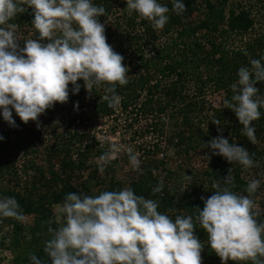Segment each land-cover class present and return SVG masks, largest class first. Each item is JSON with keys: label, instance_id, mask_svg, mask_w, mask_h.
Wrapping results in <instances>:
<instances>
[{"label": "clouds", "instance_id": "clouds-1", "mask_svg": "<svg viewBox=\"0 0 264 264\" xmlns=\"http://www.w3.org/2000/svg\"><path fill=\"white\" fill-rule=\"evenodd\" d=\"M32 9V26L36 39H27L21 46L17 40L15 23L10 21L26 8L20 0H0V118L15 127L13 112L21 122L37 121L38 116L54 103H64L71 92L76 94L83 81L89 92L103 86V99L109 104L118 97L116 86L127 83L128 68L123 57L106 42L104 24L98 17L105 12L93 0H24ZM172 11L185 10L183 0H170ZM131 14L161 29L168 21L169 8L160 0H127ZM247 55V52H244ZM250 66L237 70V80L230 85L232 95L223 103L230 109L242 132L255 143V126L260 118L258 109L264 108V96L253 85L264 81V56L250 58ZM74 108L76 105L74 104ZM221 124L219 119L212 122ZM223 131L222 127L218 132ZM3 137H0L2 140ZM213 155L244 168L254 165L249 151L228 138L216 136L206 145ZM133 170L140 160L128 148ZM191 181V175L184 174ZM231 178L223 179V186L204 200L202 210H196V221L206 232L208 246L223 260H251L264 264V221L257 222L250 195L260 185L252 179L246 187L249 195L231 190ZM158 183L152 191L160 192ZM203 199V198H202ZM153 199L134 194L130 187L103 191L96 196L70 192L59 210L63 223L49 228V239L43 251L50 264H201L202 242L194 235L193 217L177 215L175 219L157 210ZM0 217L24 220L14 197H0ZM30 264H47L35 254Z\"/></svg>", "mask_w": 264, "mask_h": 264}, {"label": "trees", "instance_id": "trees-1", "mask_svg": "<svg viewBox=\"0 0 264 264\" xmlns=\"http://www.w3.org/2000/svg\"><path fill=\"white\" fill-rule=\"evenodd\" d=\"M20 2L26 10L17 14L10 23L17 25V40L23 46L29 31L31 33L29 39H36L38 33L31 23L32 9L28 8L24 0ZM160 2L168 6L169 19L163 28L154 29L150 21L139 16L135 11L130 14L129 10L120 20L114 23L109 22L115 7L127 6V0H116V2L93 0L95 5H102L105 9L104 14L98 17V21L104 24L106 42L115 52L116 47L123 52L124 45L128 50L131 47L134 51V57L127 58L125 65L133 71H131L132 75L127 76L125 85L117 84L115 91L118 99L112 104L102 98L103 86H94L89 92L81 88L80 93L88 92L86 104L96 116L111 115L116 105L124 112L134 107V110L140 111V115L153 114V117L158 120L154 124V132L161 136L167 135L169 142L185 154L191 150H200L207 156L203 172L205 180L199 179L206 182V191L201 182L198 186L193 183L191 187L180 189L179 186L167 182L173 177L172 172L167 171L166 175L159 179L152 172V168L147 166L140 167L142 171L135 172L134 177L127 182V187H130L138 196L155 200L158 204L157 210L169 215L172 219H175L177 215L192 216L194 235L202 242V245L206 244L204 248H210L207 234L195 217L198 214L196 210H202L204 200L217 190L212 185L217 183L223 186V179L229 175L233 192L239 195L249 194L246 192L248 181L242 176L246 168L237 162L231 163L219 155H213L206 146L207 142L218 135L228 138L229 143H237L249 151L254 161L253 166L264 167V153L259 152L255 144L243 134L241 130L243 126L223 103L233 94L230 85L237 80L239 67L250 66L248 64L250 58L259 59L264 56V31L252 38L248 37L237 46L233 41L236 38L240 41L241 36L251 31L254 25L248 9L231 10L226 14L222 5H213L205 1L206 6L204 5L205 9L201 18L198 17L192 23L191 19L194 18L195 12L200 10L197 0H183L185 10L179 15L172 11L170 0H160ZM120 26L124 30L123 37L117 35ZM145 48H149V54L144 53ZM126 51L127 49L124 52ZM245 51L247 55L244 54ZM253 86L259 90L258 95L264 96V81L257 82ZM68 87L71 92L70 85ZM204 87H211L214 91L223 94L220 107L214 108L201 97ZM78 94L72 95L78 97L80 96ZM141 98L143 101L136 108ZM258 110L261 113L260 118L251 122L255 126L256 137L264 132V108ZM46 111L47 109L44 112ZM203 116L207 118L205 123ZM217 119L221 121L220 126L212 124ZM219 127H222L223 131L218 132ZM26 134V138L18 141V144L30 146L38 138L39 130L31 128ZM22 141L30 143H21ZM9 142L10 139L4 136L0 140V150ZM61 152L63 153L60 161L61 173L50 172V182L60 186L56 191L49 193L46 191L36 197H33L30 189L26 190L25 195L8 194L17 199L24 216H32L37 221H41L45 227L51 223L53 205H62L70 192L80 194V190L72 183V179L76 170L84 165V158L80 157L74 163L69 157V152H65L64 149ZM49 157L52 158L51 155ZM5 166L1 169H8L9 165ZM151 166L154 167V165ZM158 183L162 184L161 191L154 193L152 189ZM108 185L107 191L123 188L121 182L113 179L108 181ZM255 194L256 191L250 195L252 200ZM255 219L258 223L264 221V212L259 213ZM43 248L44 245L35 255L50 264ZM204 250L202 248L200 253L201 260L206 256ZM207 253L209 257H213L214 264H220L221 259L214 250L208 249ZM22 264H27V261H22ZM221 264L242 263L222 260ZM245 264H253V262L248 260Z\"/></svg>", "mask_w": 264, "mask_h": 264}, {"label": "rangeland", "instance_id": "rangeland-1", "mask_svg": "<svg viewBox=\"0 0 264 264\" xmlns=\"http://www.w3.org/2000/svg\"><path fill=\"white\" fill-rule=\"evenodd\" d=\"M110 1L116 2V0ZM205 1L213 5H222L226 14L231 10L250 11L254 20L253 28L246 35L241 36L240 41L237 38L233 41L237 46L248 37L252 38L264 31V0H197L200 10L195 12L194 18L191 19L192 23L198 17L201 18L206 6ZM127 13V6H116L109 22L114 23ZM123 31L120 26L117 35L123 37ZM30 35L29 31L27 39ZM116 48V52L123 57L122 64L126 65L127 58L134 57L131 47L128 50L124 45L127 53L124 52L125 50L120 52L118 47ZM144 53L149 54V48H145ZM131 71L133 70L128 68L126 74L132 75ZM76 83L80 85L77 92L80 96L76 97L69 91L66 102L54 103L46 112L40 114L35 122H21L13 112L16 126L11 127L0 118V136L10 139L9 144L0 150L2 155L0 165L2 167L9 165L6 170H2L4 168L0 166V197H10L8 194L25 195L27 189L32 191L33 197L46 191L48 193L56 191L60 186L50 182V172L61 173L60 161L63 157L61 152L63 149L69 152V157L74 163L80 157L84 158V165L80 169H75L76 173L72 179V183L82 194L96 196L107 191L110 179L121 182L123 188L126 187L129 179L137 172L133 170L129 161L128 148L137 154L140 160L139 168L143 166L152 168V172L159 179L170 171L174 175L167 181L169 184L186 189L193 183L198 186L201 182L206 191V182L199 180H205L203 172L207 156L203 152L191 150L185 154L169 142L167 135L161 136L154 132V124L158 120L153 114L140 115V111L134 110V107L124 112L116 105L111 115L96 116L86 104L88 92L80 93L81 88H84L83 81L78 80ZM201 97L214 108H218L221 106L223 94L214 91L211 87H204ZM142 101L141 98L136 108ZM203 118L205 123L207 118L204 116ZM31 128L39 130L38 138L30 146L18 144V141L26 138V133ZM254 144L259 152L264 153V132L256 137ZM184 174L191 175L190 182L184 180ZM242 176L248 183L252 179L260 181L253 198L254 205L258 207H254L253 211L264 212V167L250 166L244 169ZM59 206H52L53 215L48 227L29 215H25L23 221L0 217V264H22V261L30 264V254H36L50 238L51 233L48 229H56L63 223V213L60 212ZM205 245L203 243L206 256L201 260V264H214L213 257L207 255L208 249L211 248H204ZM259 259L263 260L264 257ZM247 261L239 262L245 264Z\"/></svg>", "mask_w": 264, "mask_h": 264}]
</instances>
